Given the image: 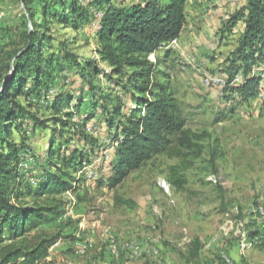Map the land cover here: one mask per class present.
<instances>
[{"label":"rangeland","instance_id":"obj_1","mask_svg":"<svg viewBox=\"0 0 264 264\" xmlns=\"http://www.w3.org/2000/svg\"><path fill=\"white\" fill-rule=\"evenodd\" d=\"M58 1L0 0L1 78L10 75L7 65L11 68L13 64L9 55L23 49L22 33L34 31V25H42L40 33L46 41L41 44L42 59H51L50 65L44 62L41 66L44 76L36 96L28 94L33 86L28 83L23 96L17 98L29 115L17 114L19 120L11 128L12 141L26 147L18 153V173L24 185L33 188L44 170L55 173L62 168L61 160L83 149L72 141L68 129L58 136L60 125L54 122L57 116L51 110L52 98L55 91L67 93L69 107L62 110L74 111L76 86L83 83L70 68L69 55L78 60L95 59L98 45L96 20L100 11L86 6L89 19L75 31L72 22L61 25L55 21L53 14L61 12ZM217 1L186 0L181 35L176 43L160 47L152 56L162 59L169 51L165 65L158 70L170 79L171 93L186 120L193 149L182 151L179 158L156 156L110 189L105 179L110 149L102 136L104 145L97 157L88 153L90 162L82 170L77 168L80 172L67 170L71 176L83 178L81 182L51 196L56 214L45 215L46 220L32 232L58 237V245L49 249L56 264H264V50L260 64L252 71L258 83L251 98L245 101L238 92L222 93L227 82V58L236 47V37H219L208 51V43L199 42L204 33L198 32L206 18L221 14V8H227L222 12L226 21L244 2L223 0L220 7ZM193 29L197 34L190 35ZM55 54L57 58H53ZM98 68L103 73L109 71L107 64ZM103 73L86 72L85 79L99 88L96 95H109L112 90L114 97L118 90L108 84ZM242 75L239 72L233 82L241 83ZM155 76L162 81L161 75ZM207 80L218 84L207 85ZM82 95V109L89 110L87 89ZM225 101L230 102L228 109ZM51 143L55 157L52 167L47 161ZM210 177L216 183L210 182ZM161 179L171 185V198L159 188ZM195 239L203 248L211 245L214 249L207 247L208 255L202 249L197 258L192 257ZM231 247L238 251V261L229 255Z\"/></svg>","mask_w":264,"mask_h":264},{"label":"trees","instance_id":"obj_2","mask_svg":"<svg viewBox=\"0 0 264 264\" xmlns=\"http://www.w3.org/2000/svg\"><path fill=\"white\" fill-rule=\"evenodd\" d=\"M242 1V6L227 17L220 29L222 40H228L238 28L241 29L234 40L236 47L227 58V82L222 93L238 92L247 101L258 83L253 68L263 57L264 0ZM58 5L61 12L53 14L55 21L61 25L72 22L75 31L89 19L86 6H95L100 11L96 20L95 59L78 60L75 55H69L70 68L79 74L83 83V86L81 83L75 85L78 100L73 106L74 111L62 110L69 107L67 93L55 91L51 105L57 116L55 125H60L58 136L68 129L72 141L83 149H77L67 160H61L62 168L55 173L44 170L34 188L25 186L18 173V153L26 147L24 143L17 145L12 141L11 128L19 120L17 114H29L17 98L23 96L28 83L33 84L28 94L36 96L44 76L41 66L44 62L50 65L51 60L42 59L41 44L46 41L40 33L42 25H34V31L22 33L23 49L9 55L13 65L11 68L7 65L11 72L7 80L4 82L0 75V264H56L49 249L58 237L32 232L46 220L45 215L56 214L51 196L67 192L72 183L81 182L83 178L73 177L67 170L73 169L76 174L89 164L88 153L97 157L104 145L102 136L107 141L105 147L110 149L105 175L110 189L156 156L179 158L182 151L193 149L186 120L171 93L170 79L158 70L165 65L169 51L162 59L152 57L160 47L181 35L186 22V0H59ZM45 15L44 9L43 17ZM99 64H107L109 71L103 73ZM86 72L103 73L108 84L117 88L118 94L113 97L111 90L109 95L101 92L96 95L99 88L92 80L85 79ZM239 72L243 75L241 83L236 84L233 81ZM156 73L161 75L162 81L154 78ZM71 83L74 85V81ZM84 88L91 96L89 110L82 109ZM229 103L223 102L225 107ZM61 117L67 120L62 121ZM52 148L53 143L47 160L51 167L55 165ZM176 186L180 187V184L176 183ZM194 242L198 246V240Z\"/></svg>","mask_w":264,"mask_h":264},{"label":"crops","instance_id":"obj_3","mask_svg":"<svg viewBox=\"0 0 264 264\" xmlns=\"http://www.w3.org/2000/svg\"><path fill=\"white\" fill-rule=\"evenodd\" d=\"M217 2H218L220 7H223L222 6L223 3H224L223 0H218ZM219 12H221V14L218 13L219 14L218 16L216 15V16H214L212 18L211 17L210 18H206L205 21L202 23L201 32H198V33H201V34L203 32L204 35L202 37H200V39H199L200 41L197 40V42L199 41L200 43H202V42L208 43V46H207L208 48H206L208 51L210 49L213 50V46H212L213 41H216V39H218L220 37V32H218V30L221 29L222 24L225 21L224 19L226 18L225 15L222 14V12L223 13L227 12V8H221ZM193 18H195L194 20L196 22H200L201 21V19H199V18H196V17H193ZM194 33L197 34L196 33V29H193L191 31L190 35H193ZM236 33H238V34H236ZM240 33H241V29L238 28L235 31V33H234L236 35L234 37L230 36L229 39L237 37ZM195 240H197V239H195ZM215 240H217V238ZM199 244H200L199 241H198V246L195 244V242L193 243V249H191V256L192 257L197 258L200 255V253L202 252V249L205 250L204 251V255H208L209 251H207V247L210 248L209 250H213L214 249L213 246H211V245H207L206 248H203L202 244L201 245H199ZM196 248L198 249L197 253L195 252ZM228 253L233 259L237 260L238 251H234V249L231 247V248H228ZM238 260H239V258H238Z\"/></svg>","mask_w":264,"mask_h":264},{"label":"built area","instance_id":"obj_4","mask_svg":"<svg viewBox=\"0 0 264 264\" xmlns=\"http://www.w3.org/2000/svg\"><path fill=\"white\" fill-rule=\"evenodd\" d=\"M172 43H176V40L175 41H172ZM238 80V78L237 79H235V81H237ZM215 83H217L218 84V82L217 81H206V84L207 85H212V84H215ZM221 83L223 84V82L221 81ZM220 86H223V85H220ZM209 181L210 182H213V183H216V180L214 179V177H210L209 178ZM158 186H159V188L169 197V198H171L172 197V187H171V185L168 183V181H166V180H164V179H161L159 182H158ZM171 202H173L172 200H171ZM58 244H57V242H55L51 247H50V250L51 249H53V248H55L56 246H57ZM81 250V249H80ZM84 251L83 250H81V252L80 253H83ZM113 253H114V255H115V257H118L119 255H118V252H117V250L114 248L113 249Z\"/></svg>","mask_w":264,"mask_h":264},{"label":"water","instance_id":"obj_5","mask_svg":"<svg viewBox=\"0 0 264 264\" xmlns=\"http://www.w3.org/2000/svg\"><path fill=\"white\" fill-rule=\"evenodd\" d=\"M7 79L4 80V82L6 81Z\"/></svg>","mask_w":264,"mask_h":264}]
</instances>
